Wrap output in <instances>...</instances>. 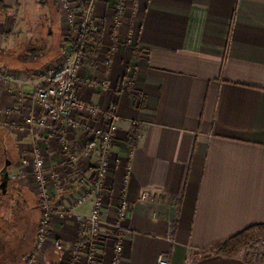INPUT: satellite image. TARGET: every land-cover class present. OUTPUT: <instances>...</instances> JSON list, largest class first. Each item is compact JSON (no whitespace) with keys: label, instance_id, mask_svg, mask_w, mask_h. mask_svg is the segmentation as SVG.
<instances>
[{"label":"crops","instance_id":"1","mask_svg":"<svg viewBox=\"0 0 264 264\" xmlns=\"http://www.w3.org/2000/svg\"><path fill=\"white\" fill-rule=\"evenodd\" d=\"M10 6V23L0 15V51L9 53L5 60L11 65L0 67L13 70L14 87L25 95L33 89L30 71L50 62L42 61L47 48L39 31L50 37L58 26L50 3L34 10L19 1ZM128 11L115 24L107 0L96 2L102 45L96 65L86 66L84 74L106 77L111 95L80 84L86 101L114 112L118 128L108 157V205L100 216L102 229L111 235L97 247L106 254L102 264H109L122 192L127 215L121 264H156L160 254L169 264H264L263 247L252 256L245 249L235 255L215 252L227 238L264 223V0H136L135 7L128 1ZM117 89L121 94L115 95ZM6 106L41 114L39 104L16 103L0 83V111ZM13 112L0 120L14 124L5 130L16 145L15 167H23L17 162L22 149L35 146L48 160L64 159L56 133L24 131L23 119ZM131 122L139 130L129 148ZM47 124H52L49 117ZM68 140L83 161L80 173L68 178L72 189L58 197L66 210L86 188L81 174L89 176L98 156L85 132ZM87 143L93 149L89 161ZM91 207L88 197L74 209L88 216ZM75 216H51L37 264L71 257L79 227ZM32 240L22 258L34 249Z\"/></svg>","mask_w":264,"mask_h":264},{"label":"rangeland","instance_id":"2","mask_svg":"<svg viewBox=\"0 0 264 264\" xmlns=\"http://www.w3.org/2000/svg\"><path fill=\"white\" fill-rule=\"evenodd\" d=\"M21 2L22 5H25L29 10H34L37 5H44L46 3H50V7L52 10V14H54V22L57 23L58 30L57 32L53 33V29H51V35L50 37L46 34L45 29H41L40 32V42H43L45 44V47L47 50L43 54L42 61L43 63H47L46 66H44L41 69H35L30 71V78L32 80V87H34L38 84L40 87H46L42 86V83L45 81L44 77L46 78V75L49 71L53 72L54 69L60 67L65 63L66 59L69 57L70 52L72 51V48L74 49L76 46V42L78 41V24H77V18L80 16L81 6L80 1L77 0H0V15L3 13L5 18V25L10 23V17H7L6 14H12V11H10V5L14 6L16 2ZM98 0H96L97 2ZM118 1L121 0H107L108 5H111L113 8V17L115 24L122 20L123 16L125 14L118 13L116 9V4ZM126 1L125 7L126 8V16L128 11V1L132 0H124ZM95 2V7H96ZM20 5V3H18ZM18 5V6H19ZM56 10V12H54ZM94 18L96 20V25L94 30L97 27V24L101 22V20H98V18L95 15V8H94ZM74 30V31H73ZM73 32V33H72ZM86 32V31H85ZM84 33V32H83ZM82 33V38H83ZM6 34H4L5 36ZM73 36V41H70V38ZM102 45V43H101ZM101 47V46H100ZM99 47V49H100ZM99 51V50H98ZM7 51H0V64L3 65H11L10 62L6 61L7 59ZM9 54V53H8ZM110 56H108V59ZM82 59V57H81ZM86 66L83 63L82 59V66L79 70V73L76 78V90H77V96L80 98L82 97L81 91H80V84L83 82L87 84L89 87H93L97 89L94 85L90 84L93 80H98V78L92 77V78H86L84 74ZM0 69H4L6 74L8 75L7 78L0 76V83H2L5 86L6 91L12 96V98L17 102L20 103V105H23L24 103L30 101L29 96H31V92H26L24 95V92L21 90H18L17 92L14 87L15 83V75L13 70L0 67ZM5 75V76H7ZM43 76V77H41ZM44 80H43V79ZM47 79V78H46ZM103 81H105L104 87H99L97 90L103 89L106 91V93L111 92L108 88V81L106 77H101ZM37 83V84H36ZM118 91V93H117ZM113 94V93H112ZM121 94V90L117 89L115 91V95ZM86 101V100H85ZM88 103L92 104L91 102L87 101ZM97 107L96 104H93ZM113 105V102H112ZM103 109V108H101ZM15 112L19 118L23 119L24 123V131L32 132L34 129H38L40 131L45 130L47 128L48 132H54L59 136V143L62 146L63 149V155H65L64 159H62L59 163L58 161L54 162L53 157L47 158L44 157L41 150L38 148V146L32 147L31 150L22 149L24 152L17 158V162L21 163L23 167H15L13 164H10L7 167L8 176L10 179V186L5 183V189L4 192H2V196L5 197H12L11 201L2 202V207L5 208L7 206V210H5V213L3 214V220L0 221V227L2 229L0 230V238L2 243L0 242V251H2L3 245H7L10 247H18V253L21 254L27 247L30 245V242L34 239V249L27 253L23 259L18 264H24L27 261L28 256H33L35 258V264H37L39 261H41V255L42 251H45L46 244L41 250L35 249V243H36V236L38 231V225L39 220L42 216H48V222L50 223L51 216L53 214L61 216L67 213H76L77 217H88L83 216L80 213L75 211L76 205H78L80 202H77L78 199H82L83 197H93L92 193L94 192V185H95V178L92 173H89V176L87 177L86 173H82L84 177L81 179V181L84 179L83 183L85 185V189L83 190V193L79 196L75 197L72 202L70 203L69 210H66L59 202V195L62 194L61 192L67 191L68 189H72L71 181L68 179L72 175H77V173H80V166L82 164V157L74 150L75 145H73V142H70L68 140L69 135H77L80 131L85 132L87 136V141L90 142L93 141L92 137V131L101 125V122L98 121L95 117L96 114L89 111H86L84 109L78 110V109H72L70 110V113L68 114V118L62 119L57 122H52V124H47L46 119V125L44 126H37L35 124H30L26 122V119L28 116L33 115L37 116L38 113H25V111H21V108H15L11 106H6L2 111H0V115L3 117L9 116L11 113L14 114ZM109 114L112 113L111 109L106 110ZM85 113V114H84ZM87 114V115H86ZM113 114V113H112ZM68 119L72 120L73 125L68 122ZM103 120H107V117H103ZM105 123V122H103ZM117 125V124H116ZM13 121H6V120H0V140H3V137L5 136L6 130H11L10 127H13ZM49 126V129H48ZM6 129V130H5ZM117 133V132H116ZM65 134L67 136V147L65 146V143L61 142V135ZM8 148L11 149V151L14 152L15 158L17 155V151H15V143L8 142ZM90 143L85 145L84 154L85 157L89 159L92 155V148L89 147ZM38 151H35V150ZM67 150V151H66ZM21 153V151H20ZM27 153V154H26ZM1 156V151H0ZM7 157H11L10 154ZM14 158V159H15ZM60 156L54 157V160L59 159ZM12 160V158H11ZM40 160V164L36 165V162ZM15 161V160H13ZM87 161V162H88ZM96 161V160H95ZM92 163V170L94 168V163ZM60 165V166H59ZM72 169L70 170V174L66 172V169ZM91 170V171H92ZM33 178V179H30ZM78 178V177H77ZM33 182V183H32ZM28 183V184H27ZM105 186L106 180H105ZM53 188L54 191L50 188ZM107 190H109L107 188ZM6 191V192H5ZM40 197V198H39ZM49 199V200H48ZM120 199V197H119ZM84 200V199H83ZM82 200V201H83ZM102 207H101V216L103 215L105 208L108 205V197L106 198L105 195L102 197ZM81 201V202H82ZM120 202V200L117 201L115 207L117 209V205ZM7 204V205H6ZM1 207V206H0ZM116 209H115V215H116ZM45 210V211H44ZM46 211L48 214H46ZM47 225V233H48V226ZM80 225L78 228L79 232ZM112 232V231H111ZM27 238L26 245L19 246L20 242H24ZM87 237L85 236H78L76 237V241H73L70 245L69 252L71 253V257L66 260L68 262H75V264H102L104 260L105 253H103L101 250H99L97 247L102 246L101 242H106L107 236L99 235L94 238V250L96 253L92 256L93 258H89L90 252H89V242L86 240ZM102 238V239H101ZM47 239V237H46ZM112 244L111 250H113V240L114 238L111 237ZM79 241L78 243H76ZM47 242V241H46ZM264 248L263 242H257L254 244H251L249 246H246L242 248L241 250H249V255H255L258 252H261V248ZM240 250V251H241ZM238 251V252H240ZM237 252V253H238ZM5 253V252H1ZM2 255H0V264H11L12 260L9 262L8 259H2ZM40 256V257H39ZM74 256H77L74 261ZM52 261V257H50ZM5 261V262H4ZM58 261V260H57ZM64 262V261H63ZM57 264V262L55 263Z\"/></svg>","mask_w":264,"mask_h":264},{"label":"built area","instance_id":"3","mask_svg":"<svg viewBox=\"0 0 264 264\" xmlns=\"http://www.w3.org/2000/svg\"><path fill=\"white\" fill-rule=\"evenodd\" d=\"M80 1L81 11L80 16L77 18L78 24V41L76 46L70 52L69 57L66 59L65 63L62 66L54 69L53 72L49 71L46 75V78H50L59 72L58 77L55 80V83L51 86L40 87L37 85L34 87L31 96L29 99L31 102H36L39 104L41 109V114L37 116L30 115L27 117L26 122L30 124H35L37 126L46 125V119L49 117L52 122H57L62 119L68 118V114L72 109L86 110L91 111L96 114V119L101 122V125L95 128L92 131V139L96 143L97 149V159L94 163V168L91 171L92 175L96 180L94 185V192L92 193V207L90 214L86 218L77 217V221L80 225L78 236L87 237L86 240L89 242V258L96 253L94 250V238L101 235L111 236L110 232L108 233L105 229H102L103 223L101 221V207H102V197L103 195L108 197L107 186H105L106 173L108 170V157L110 153L111 143L114 141L117 125L115 121V114L112 111L109 114L106 109H101L93 104L85 101L84 98L77 96L76 90V78L79 73V70L82 66L81 55L78 53L77 48L82 41V33L85 31H92L95 28L96 20L94 18V8L96 0H77ZM133 7L136 6V0H132ZM126 1L121 0L116 4V9L118 13H126L125 7ZM119 22V21H118ZM118 22L116 24H118ZM6 72L4 69H0V76L7 78ZM43 77V76H41ZM44 77V79L46 80ZM43 79V78H42ZM43 79V80H44ZM90 84L94 85L97 89L105 86V81L102 79L93 80ZM93 88V87H91ZM95 89V88H94ZM107 117V120H103V117ZM68 122L73 125L72 120L68 119ZM105 122V123H103ZM61 142L65 143L67 147V136L65 134L61 135ZM35 151H38L37 149ZM41 162L38 160L36 165H39ZM82 199H78L77 202H81ZM120 202L116 209L115 222L112 225L111 231L116 232L112 237L114 238L113 250H111V255L109 257V264H121L122 254H123V245H122V236L121 232L124 227V222L127 215V203L123 192L120 195ZM45 211V210H44ZM46 214L48 212L46 211ZM47 225H48V216H42L39 220L38 231L36 236L35 249L41 250L46 244L47 237ZM79 228V227H78ZM101 238V239H102ZM77 241L76 243H78ZM101 245H104V242H101ZM106 255V254H105ZM77 256H74V261ZM58 264H64L67 262L58 261ZM24 264H35V258L33 256H28L27 261ZM68 264H75V262H68ZM156 264H169V259L167 255L160 254Z\"/></svg>","mask_w":264,"mask_h":264},{"label":"trees","instance_id":"4","mask_svg":"<svg viewBox=\"0 0 264 264\" xmlns=\"http://www.w3.org/2000/svg\"><path fill=\"white\" fill-rule=\"evenodd\" d=\"M74 31V30H73ZM73 33V32H72ZM83 38L81 44L77 48L78 53L81 55L83 59V63L87 67H94L96 65V56L99 50V47L102 43V35H103V23L99 22L95 30L86 31L83 33ZM73 36L70 38V41H73ZM59 72H56L54 76L47 78L42 86H51L55 83L56 78L58 77ZM138 125L134 122H131L129 130L126 133V144L129 148H132L138 139ZM7 134V133H6ZM1 159V158H0ZM2 189L0 188V221L3 220V214L5 210H7V206L5 208L2 207V202H10L12 197L2 196ZM6 204V205H7ZM2 227H0V230ZM27 240L28 237L23 238V240ZM263 242L264 244V223L253 224L250 225L235 235L224 240L215 250L216 253L223 255H235L242 248L249 246L251 244L257 242ZM0 242L1 238H0ZM27 243V241H26ZM23 246V243L19 244ZM2 251H0V255L2 259H8L9 262L12 260L11 264L19 263L22 258V253H18V247H10L2 244ZM1 252H5L4 254ZM25 256V255H24ZM259 258L264 261V253L259 256ZM2 262V260H0ZM5 262V261H4Z\"/></svg>","mask_w":264,"mask_h":264},{"label":"flooded vegetation","instance_id":"5","mask_svg":"<svg viewBox=\"0 0 264 264\" xmlns=\"http://www.w3.org/2000/svg\"><path fill=\"white\" fill-rule=\"evenodd\" d=\"M8 142H11V140L9 139L8 135L5 133V136L3 137V140H0V151H1V156H0V188L2 189V192H4L5 189V184L4 182L10 186V179L5 178L3 175L4 171H7V167L10 164H13V160H14V152L11 151V149L8 148ZM10 154V158L7 157ZM12 158V160H11ZM6 181H5V179ZM7 189V187H6ZM5 189V190H6ZM6 192V191H5Z\"/></svg>","mask_w":264,"mask_h":264},{"label":"water","instance_id":"6","mask_svg":"<svg viewBox=\"0 0 264 264\" xmlns=\"http://www.w3.org/2000/svg\"><path fill=\"white\" fill-rule=\"evenodd\" d=\"M3 175H5V176H4L5 178H8V177H9L7 171H4ZM5 178H4V179H5ZM5 181H6V179H5ZM4 184H5V182H4Z\"/></svg>","mask_w":264,"mask_h":264},{"label":"bare ground","instance_id":"7","mask_svg":"<svg viewBox=\"0 0 264 264\" xmlns=\"http://www.w3.org/2000/svg\"><path fill=\"white\" fill-rule=\"evenodd\" d=\"M40 198V197H39ZM49 200V199H48ZM49 223V222H48Z\"/></svg>","mask_w":264,"mask_h":264}]
</instances>
